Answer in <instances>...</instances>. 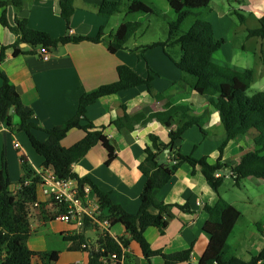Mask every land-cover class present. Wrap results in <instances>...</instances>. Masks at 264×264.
Masks as SVG:
<instances>
[{"label": "crops", "instance_id": "crops-1", "mask_svg": "<svg viewBox=\"0 0 264 264\" xmlns=\"http://www.w3.org/2000/svg\"><path fill=\"white\" fill-rule=\"evenodd\" d=\"M62 1L64 0H24L23 6L20 7L9 3L0 7V14L6 10L11 24H14L16 18L27 19L30 28L57 38L67 34L66 24L61 16ZM103 1L76 0L70 31L72 35L95 37L103 30V41L71 42L51 48L50 59L47 61L41 58L39 48L33 49L25 43L20 44L24 53L14 55L13 45L18 41L19 35L0 23V50L3 46L7 47L1 68L8 81L16 87L22 102L34 109L35 122L42 128H52L70 120L77 112L81 95L102 84L117 81V67L121 64L130 66L143 77L148 76L149 68L157 72L152 82L153 93L163 94V100L156 99L142 86L102 97L88 107V118L95 125L106 127L105 133L115 147V157L107 163L108 151L99 143L72 167L80 177L89 178L99 190L108 193L114 204L120 205L128 213L136 214L141 205L140 194L146 183V177L140 171L139 165L146 158L147 146L151 145L150 135L154 134L163 143H169L173 126L153 118L136 126L133 131H119L112 125V121L124 115V104L128 112L133 113L144 107L148 115L165 111L173 105L190 106L197 113H208L203 125L205 134L196 125L187 129L174 147L176 154L182 153L196 159L205 157L208 162L215 163L221 155L219 148L226 138V133L218 111L209 104L208 96L197 93L187 80L183 79L181 69L165 53L162 46L147 48L142 53V47L162 40L140 41L139 30L137 35L127 42L126 49L116 53L110 52L108 43L119 41L120 28L129 21L141 22L143 27L144 19L147 18L145 15L148 14H128L123 8L119 13L105 18L98 13V6ZM147 1L153 4L152 1ZM234 10H239L246 17V22L240 21L243 32L239 39L234 37ZM122 13L124 16H119ZM263 16L264 0H243L240 3L237 0H212L208 8L202 10L200 15H195V21L198 18L210 21L215 38L223 40L219 50L222 51L223 60L214 61L237 69L251 68L255 81L257 76L264 77V68L256 71L255 67L246 66L243 61L244 55L249 54L247 50L252 49V54L257 56V45L260 42L261 46L264 44V38L249 36V29L257 28L259 19ZM248 41L254 42V49L247 46ZM237 49L244 54L237 52ZM262 52L264 55V48ZM172 53L177 60L182 59L183 50L179 45L172 48ZM2 83L3 78L0 76V87ZM15 123L19 124L20 118ZM35 133L40 139H47L44 131L35 130ZM84 136L83 130L73 128L63 140V145L70 147ZM16 143L24 149V156L18 154ZM252 149L251 135L240 136L228 142L222 159L230 165L237 164L242 155ZM159 158L164 164H172L166 152ZM4 161L12 182V191L17 190L20 180L27 175L24 163H27L34 173L44 166L43 158L32 148L25 132H11L7 128L0 130V170ZM229 178L231 177L227 174L223 184ZM231 179L233 188L224 191L221 187L219 192L242 214L228 242L232 254L237 258L232 264H246L253 255H257L264 248V179L248 177L243 180L241 186H236L234 179ZM37 195L38 199L42 200L41 208L46 212L40 207L32 210L30 226L37 234L27 240L28 247L37 252L57 251V261L52 262L53 264H89V251L82 248V245L81 248L77 247L71 240L76 233L75 226L58 220L42 194ZM153 197L156 203L169 206L171 217L164 232L157 226L146 229L144 235L151 248L161 250L165 254L190 250L191 260L178 264H199L210 239L204 230L208 214L203 207L216 204L219 198V194L208 184L203 169L197 166L193 172L189 163H183L164 186L154 190ZM183 205L189 206V211L179 207ZM151 211L158 212L155 208ZM95 234L94 241L91 239L93 247L97 244L99 233ZM109 235L130 238L125 226L118 221H111ZM59 237L63 238V243L56 245L55 241ZM126 251L134 255L136 264H165L162 256H155L147 261L135 241L130 243ZM42 260L36 256L33 264Z\"/></svg>", "mask_w": 264, "mask_h": 264}, {"label": "trees", "instance_id": "trees-1", "mask_svg": "<svg viewBox=\"0 0 264 264\" xmlns=\"http://www.w3.org/2000/svg\"><path fill=\"white\" fill-rule=\"evenodd\" d=\"M75 1L64 0L60 3L61 16L66 24L67 34L57 38L44 31L30 28L27 19L16 18L14 24H11L4 10L0 14L1 25L19 35L18 41L13 45L14 55L24 53L20 47L21 43H26L33 49L40 47L51 49L71 42H102L103 30L95 37L70 34L71 20L76 10ZM167 1L176 15L174 20L168 21L167 39L144 46L141 51L144 53L147 48L163 47L165 53L181 69L183 79L187 80L197 93L208 96L209 104L220 115L226 138L219 148L221 155L215 163L208 162L205 157L196 159L190 155L176 154L174 147L187 129L196 125L205 134L203 125L208 113H197L190 106L173 105L165 111L148 115L144 107L131 113L127 111V106L124 104L122 106L124 115L112 121V125L119 131L123 129L133 131L136 126L145 124L153 118L173 126L169 143H163L154 134L150 135L151 145L147 146L146 158L139 165L140 171L146 177V183L140 194L141 205L136 214L128 213L120 205L114 204L108 193L99 190L89 178L80 177L72 167L99 143L108 151L107 163L115 157V147L105 133L106 127L97 126L88 118V107L102 97L142 86L146 87L156 99L163 100V94L153 93L152 82L157 72L149 68L148 76L143 77L130 66L121 64L117 67V81L102 84L81 95L77 112L70 120L52 128H42L35 122L34 109L22 102L16 87L8 81L2 71L1 64L6 58L7 47L3 46L0 50V76L3 78L0 87V123L5 125L8 131L25 132L32 148L43 158V165L51 166L59 177L75 178L79 184L89 183L101 208L106 211V216L112 222L122 223L130 234V238H116L109 234L101 236L98 239L99 251L95 252L88 248L89 264H102L100 257L108 253H116L124 260L123 264H136L134 255L125 251L132 241L139 244L147 261L155 256H162L165 264H178L191 260L190 250L165 254L161 250L152 249L144 235L150 226H157L161 232H164L168 226L171 217L168 212L169 206L156 203L153 193L156 188L164 186L183 163H189L193 167V172L197 166H200L208 184L219 194L216 204L203 207L208 214L204 230L210 239L199 264H232L237 258L232 254L228 241L242 214L220 195L219 190L227 174L234 179L236 186H241L243 180L248 177L264 179V91H257L252 96L246 95L254 81L253 69H237L214 61V54L221 49L223 40L215 38L210 21L198 18L188 30L183 29L187 19L192 15H200L202 10L210 6L212 0ZM237 1L240 3L243 0ZM9 3L20 7L23 6L24 0L0 1V7ZM123 8L128 14L146 13L163 16L161 12L141 0L126 2L104 0L98 6V13L108 18L122 11ZM233 13L242 23L246 22V17L239 10H234ZM141 27V22H126L118 31L119 41L113 43L109 41L110 52L116 53L126 49L127 42L137 35ZM249 36L264 38V16L259 19L257 28L249 29ZM176 45L183 50L181 60H177L172 53V48ZM11 107L13 113L9 114ZM13 115L20 118L19 124L14 125ZM73 128L83 130L85 136L76 144L66 147L63 145V140ZM35 130L44 131L47 139H40ZM245 135H251L253 149L245 152L239 163L231 165L225 163L222 159L225 146L229 141ZM164 152L171 158V165L161 162L159 157ZM24 167L27 175L20 180V184L26 178H33L34 174L27 163H24ZM220 171L224 173L218 175ZM33 181V185L25 186L19 191L10 190L12 182L4 161L0 170V264H33L36 256L49 261V264L57 261V251L37 252L27 245V240L37 234L30 226V215L32 210L36 209L34 203L38 200L36 189L38 178H33ZM179 207L184 211L190 209L186 205ZM152 208L157 209L158 212H152ZM71 240L77 241V247L80 248L86 243L85 236L81 234L72 236ZM246 264H264V248L257 255H253Z\"/></svg>", "mask_w": 264, "mask_h": 264}, {"label": "built area", "instance_id": "built-area-1", "mask_svg": "<svg viewBox=\"0 0 264 264\" xmlns=\"http://www.w3.org/2000/svg\"><path fill=\"white\" fill-rule=\"evenodd\" d=\"M39 54L44 61L50 59V51L47 47H40ZM6 130V126L0 123V130ZM20 156L25 155L24 149L19 143L15 145ZM218 175H221L219 172ZM37 177V194L41 193L45 202L51 208V212L62 222L73 224L76 234L84 235L86 243L82 244L85 250L99 251L98 239L109 234L111 220L106 216V211L101 208L100 202L94 194L89 183L79 184L75 178H61L51 166H43L36 170L32 176ZM33 178H26L22 184H18L17 190L34 184ZM42 200H37L34 207H41ZM99 233L97 244L91 246L90 232ZM127 250V249H126ZM125 250V251H126ZM49 261L42 260L37 264H49ZM102 264H123L124 260L116 253H108L100 257Z\"/></svg>", "mask_w": 264, "mask_h": 264}, {"label": "rangeland", "instance_id": "rangeland-1", "mask_svg": "<svg viewBox=\"0 0 264 264\" xmlns=\"http://www.w3.org/2000/svg\"><path fill=\"white\" fill-rule=\"evenodd\" d=\"M150 1H152L153 4H151L149 1L145 0L146 3H149L148 5L152 6L157 11L161 12V14L163 16H161V15L159 16L156 14L145 15L147 18L144 19L145 23L143 24L142 29H140V31L138 33V36H139L138 39L140 41H148V42L149 41H160V40L164 41L165 39H167V36H168V21L175 19L174 12L170 8L167 0H150ZM119 16H124V13H122V15H119ZM234 20L236 23V25L234 26V34H235L234 37L239 39V36H241V34L243 32L242 31L243 27H241L240 19L238 16L235 15ZM194 21H195V15L190 16L187 19V21L185 22L183 29L188 30ZM257 26H259V25H257ZM257 26H255V27H257ZM252 45H254V42L251 43V41H248L247 46L248 47L250 46V48H251V47H253ZM263 48H264V44H263V46H261V42H260L257 45V50H258L256 52L257 56H254L252 54V49L247 50L249 52V54L246 53L244 55L243 63H245L246 66L251 65V66L255 67L256 71H258V70L260 71L261 68H264V65H263L264 55L262 52ZM253 49H254V47H253ZM236 51L237 52L239 51V52H241V54L242 53L244 54L243 51H240L238 49ZM254 52L255 51L253 50V53ZM214 60L215 61L223 60L222 51L221 52L218 51L217 53L214 54ZM263 83H264V77L257 76L255 81L252 83V86L247 91L246 95L252 96L257 91H264V85H262ZM262 87H263V89L261 90ZM16 120L19 121V118L17 117V115H14L13 116L14 125H16V123H15V122H17ZM222 188L224 191H228L229 189H232L233 188V180L231 178L227 179L225 184H223ZM234 190H236V189L234 188ZM90 236H91V239H93V241H94V239L96 238V234L94 232H90ZM55 242H56L55 243L56 245L62 244L63 238L61 239L59 237V239H57V241H55ZM76 245H77V243H76Z\"/></svg>", "mask_w": 264, "mask_h": 264}, {"label": "water", "instance_id": "water-1", "mask_svg": "<svg viewBox=\"0 0 264 264\" xmlns=\"http://www.w3.org/2000/svg\"><path fill=\"white\" fill-rule=\"evenodd\" d=\"M12 113H13V108L11 107L10 110H9V114H12ZM220 173L223 174L224 172L223 171H220Z\"/></svg>", "mask_w": 264, "mask_h": 264}]
</instances>
